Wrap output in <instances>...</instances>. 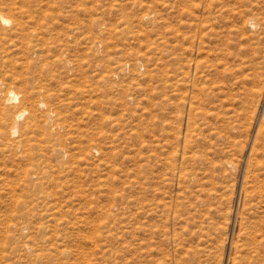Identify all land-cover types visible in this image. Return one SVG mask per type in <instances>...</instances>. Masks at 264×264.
<instances>
[{
	"label": "rangeland",
	"instance_id": "1",
	"mask_svg": "<svg viewBox=\"0 0 264 264\" xmlns=\"http://www.w3.org/2000/svg\"><path fill=\"white\" fill-rule=\"evenodd\" d=\"M0 14V264H264V0Z\"/></svg>",
	"mask_w": 264,
	"mask_h": 264
},
{
	"label": "bare ground",
	"instance_id": "2",
	"mask_svg": "<svg viewBox=\"0 0 264 264\" xmlns=\"http://www.w3.org/2000/svg\"><path fill=\"white\" fill-rule=\"evenodd\" d=\"M10 22L11 21H10L9 18H7L3 14H0V25H3V24L4 25H7ZM20 24H19V26H20ZM19 101H20V94L18 92H16L15 90H10L9 91V94L6 97L5 103L18 104ZM45 105H46L45 102H40L39 103V107H41V108H43ZM15 109L16 110L14 111V113L12 115V121H11L12 127L10 125L12 133L17 134L19 132L20 128H21L20 127L21 123L24 122L25 120L26 121L24 122V125H23L25 127H28V126L32 125V123L37 122V120L35 118L32 119V122H29L30 119H31L30 117H28V115L30 114V112L26 108H23V107L21 108V106H15ZM48 122L51 125H53L54 118L52 117L51 114L48 115ZM0 135L3 136V132H1ZM15 141H17V140H15Z\"/></svg>",
	"mask_w": 264,
	"mask_h": 264
}]
</instances>
